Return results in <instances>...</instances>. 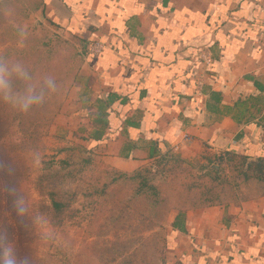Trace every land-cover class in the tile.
<instances>
[{"label": "crops", "instance_id": "obj_1", "mask_svg": "<svg viewBox=\"0 0 264 264\" xmlns=\"http://www.w3.org/2000/svg\"><path fill=\"white\" fill-rule=\"evenodd\" d=\"M16 4L81 54L80 107L62 116L81 127L67 144L96 146L101 170L129 175L168 154L199 164L200 176L222 160L229 182L218 205L187 210L182 230L152 227L165 240L159 264H264V180L250 173L245 182L222 159L264 157V0H0V10ZM111 93L130 100L113 108L105 141L77 138H89Z\"/></svg>", "mask_w": 264, "mask_h": 264}, {"label": "rangeland", "instance_id": "obj_2", "mask_svg": "<svg viewBox=\"0 0 264 264\" xmlns=\"http://www.w3.org/2000/svg\"><path fill=\"white\" fill-rule=\"evenodd\" d=\"M5 11L0 10V146L5 147L0 148V171L3 176L11 173L13 178L9 187L14 207L7 217V224L13 229L14 236L6 242L0 223V261L11 259L15 264H112L115 260L117 264H139V248L143 245L148 248L146 258L156 260L158 243L155 242L154 229L144 231L149 224L141 222L139 204H135L136 210L131 208L125 212L127 195L131 191L122 185L123 182L110 189L106 197L98 196L92 200L82 196L86 181L78 182V196L72 200L70 196L66 197V201H72L70 208L60 216H54L51 199L42 194L51 185H39L37 179L47 169L44 164L51 158L58 161L64 157L61 149L70 146L67 143L75 139L70 132L81 129L75 118L70 122L62 116L73 114L80 107V101L73 94L78 90L77 79L74 87L72 84L78 75L70 71H76L77 59L70 61L75 53L56 40L51 30L36 26L37 21L25 18L19 5L12 9L7 7ZM39 49L40 53H32ZM69 86L71 89L67 90ZM38 100L48 107L49 112H44L43 107L26 113L29 105ZM33 113L46 121L38 122L35 116L32 117ZM21 121H25L22 126ZM21 131L28 136L24 149L21 147L24 136ZM75 136L85 138L84 134ZM12 153L16 159L12 163L6 162ZM180 160L182 178L201 173L199 164ZM97 161L98 171H105L101 170L106 169L102 160ZM156 166L157 162L150 168L152 173ZM105 175V182L110 181ZM163 179L158 175L151 182L156 184ZM92 201L101 204L102 208L93 211ZM18 207L23 208V212H18ZM123 213L129 214L121 219ZM117 217L120 220H113ZM144 238L147 239L145 244L141 241Z\"/></svg>", "mask_w": 264, "mask_h": 264}, {"label": "trees", "instance_id": "obj_3", "mask_svg": "<svg viewBox=\"0 0 264 264\" xmlns=\"http://www.w3.org/2000/svg\"><path fill=\"white\" fill-rule=\"evenodd\" d=\"M43 46L47 47V45ZM40 51L41 49L35 50L32 53L37 54L40 53ZM48 53H52V51H48ZM82 53H85V50H83ZM101 54L104 55L106 52H102ZM76 57H81V54L76 52L74 55H71L70 61H73ZM87 57L89 61L97 60L91 53ZM32 67H35V65H32ZM70 71L75 73L77 69L75 72L72 70ZM72 84L74 85V79ZM66 88L67 90L71 89L70 86ZM214 96L218 97L216 95ZM37 97L35 99H38ZM121 97L122 96L116 93H111L105 101H98L97 114L93 121L95 129L91 131L89 138L85 137L82 140H92V142L97 145L105 141L107 127L110 123L115 122L113 108H115L117 104H125L127 100H130V98L121 100ZM29 107L30 109L25 111L29 114L43 107H45L44 112H49L48 107L42 104L40 100L33 104L31 103ZM29 114H27L26 120ZM33 116L36 117L35 120L38 122L39 120L46 121V119H39V115L37 114L33 113L32 117ZM50 122L51 120L49 119V123ZM24 123L25 121H21V126ZM1 124L2 120H0V125ZM129 124L132 125L133 123L129 122ZM23 134V140L21 141L22 149L25 148L28 142L27 133L23 132ZM95 147L96 146L86 147L83 145L65 146L60 151V153L64 155L63 159L57 161L55 158H51L49 163L44 164V166H47V169L43 171L42 175L37 180L39 181V185L44 186L46 183L51 185L50 188L46 189L47 191L43 190L42 194L51 199V209L54 216H60L70 208L72 201H66V197L70 196L72 200L78 196V182L86 181V192L83 193L82 196L89 199H94L98 196L106 197L110 189L115 187L117 183L123 182L122 185L131 191L129 195H127L128 199L125 204V212L129 211L131 208L134 209L135 204H139L142 208L139 211L141 222L149 224L145 230H149L154 225L164 221H172L174 228L182 230L185 212L189 209H196L202 206L218 205L223 198V186L226 182H229L224 174L225 168L222 169L221 167L222 160L217 168H211L208 173L200 176H191L186 179L182 178L184 173L180 166L182 164L181 158L169 156L168 154L157 161V169L153 171L154 173H152L150 168H141L129 175L113 170L100 172L97 171L92 158L93 148ZM0 148L5 147L0 146ZM15 159L16 157L12 153L7 158L6 162L12 163ZM222 159L229 163L230 170L232 172H237L245 182L249 181L250 173L257 174L259 175V179L264 180V157H259L257 161L249 163L247 161L248 156H239L229 151L224 154ZM151 173L153 175L149 176ZM105 174L110 177V181L108 180L105 182ZM158 175L163 176V181L156 184L152 183L151 180ZM205 178L207 179L205 180ZM11 181H13L11 173H9V176L7 174L3 176L0 171V223L2 224V236L7 238L6 242H10L14 236L13 229L7 224V217L14 207V202L10 195L11 189L9 187ZM92 203L94 204L91 205L93 211L102 208L101 204L94 201H92ZM88 204H90V202ZM172 210L178 212L175 217L170 216ZM116 211L119 212L120 209H116ZM128 214L129 213L120 214L121 219ZM113 220L117 221L120 220V218L117 217ZM20 237H23V234ZM155 242L158 243V246H156V260L153 258L152 260L146 258L149 254L148 248L147 245H143L139 248V252H141V261L139 264H159L160 261L164 260L163 245H165V240L156 237ZM142 251H144V255ZM112 264H117V261H112ZM125 264L129 263L126 262Z\"/></svg>", "mask_w": 264, "mask_h": 264}, {"label": "built area", "instance_id": "obj_4", "mask_svg": "<svg viewBox=\"0 0 264 264\" xmlns=\"http://www.w3.org/2000/svg\"><path fill=\"white\" fill-rule=\"evenodd\" d=\"M261 44H262V47L264 49V33L262 36V43ZM100 49H101V46L97 44L92 48L91 53L98 54L100 52ZM200 56L206 65H209L211 63V58L208 55L201 54Z\"/></svg>", "mask_w": 264, "mask_h": 264}, {"label": "clouds", "instance_id": "obj_5", "mask_svg": "<svg viewBox=\"0 0 264 264\" xmlns=\"http://www.w3.org/2000/svg\"><path fill=\"white\" fill-rule=\"evenodd\" d=\"M17 203L19 204V202H17ZM17 211L23 212V208L18 207ZM0 264H15V261L8 259V260L0 261Z\"/></svg>", "mask_w": 264, "mask_h": 264}]
</instances>
